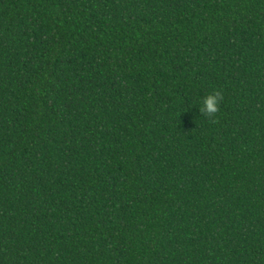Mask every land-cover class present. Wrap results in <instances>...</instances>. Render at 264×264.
I'll list each match as a JSON object with an SVG mask.
<instances>
[{"label":"trees","instance_id":"obj_1","mask_svg":"<svg viewBox=\"0 0 264 264\" xmlns=\"http://www.w3.org/2000/svg\"><path fill=\"white\" fill-rule=\"evenodd\" d=\"M0 264H264V0H0Z\"/></svg>","mask_w":264,"mask_h":264},{"label":"clouds","instance_id":"obj_2","mask_svg":"<svg viewBox=\"0 0 264 264\" xmlns=\"http://www.w3.org/2000/svg\"><path fill=\"white\" fill-rule=\"evenodd\" d=\"M221 99V93L218 91L204 97L202 101V107L199 109L200 113H206L209 116L217 113L219 110Z\"/></svg>","mask_w":264,"mask_h":264}]
</instances>
